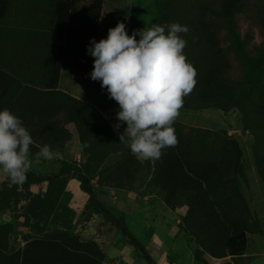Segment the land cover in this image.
I'll return each instance as SVG.
<instances>
[{
  "label": "rangeland",
  "instance_id": "1",
  "mask_svg": "<svg viewBox=\"0 0 264 264\" xmlns=\"http://www.w3.org/2000/svg\"><path fill=\"white\" fill-rule=\"evenodd\" d=\"M56 1L10 0L0 19V70L17 77L22 84L39 89L45 86L46 70L42 62L50 51V37L55 30ZM90 1L75 0L74 7L84 9ZM174 1L181 6L179 12L177 10L179 18L185 15L194 23L193 26L187 24L190 31L182 34L187 40L184 49L187 61L191 62L193 55L205 59L208 44L195 21L202 11L197 7L200 3L215 6L217 0ZM239 1L236 30L246 41V53L254 56L264 47V0ZM155 14V0H103L97 41L106 38L108 29L115 27L118 21L125 23L128 35L135 29L150 28ZM215 36L228 65L224 70L225 77L240 80L242 65L237 50L230 47L224 29H216ZM90 41L86 39L84 45L91 73L94 57L87 51ZM60 78L59 91L92 104L113 128L117 123L119 105L109 98L107 89L102 88L99 81L91 79L86 83L71 70H62ZM51 120L55 127L67 130L63 141L57 139L46 143L60 156L51 161H38L34 158L38 149L33 145L32 169L39 173L57 172L63 160L77 165L87 160L88 173L94 174L89 183L96 199L121 219L155 262L201 264L195 255L198 250V257L205 258L210 264H264V182L261 178L264 165L259 170L255 164V152L258 150L259 154H264V141L258 144L262 145L260 148L255 146V134L238 109L222 111L208 107L193 110L182 107L174 122V129L179 128L180 134L177 145L163 149L160 159L143 162L120 142L119 132L126 124H122L119 130L113 128L117 136L104 134L106 139L101 140L98 149L87 154L81 151L76 127L73 122L65 121L64 111L56 113ZM23 123L27 128L34 127L28 120L23 119ZM114 137L117 138L115 144L112 142ZM229 138L237 140L242 150L240 165L235 167V158L229 153ZM111 146H114L113 150ZM193 166L210 172V187L202 178L194 176V180L200 182L199 190L194 192L184 188L183 181L187 174H192L190 168ZM66 176L69 184L44 223L36 224L32 218L21 214L27 202L25 198L16 202L15 209L0 210V223L9 224L7 250L14 252L46 231L62 229L77 234L81 240L95 241L104 252L106 264H149L115 224L94 211L89 196L79 188L76 172L71 171ZM4 180L9 179L0 169V184ZM115 181L118 182L116 186L113 185ZM204 188H208L207 199H214L215 203L211 208L208 202L201 206L196 204L197 216L190 224L203 227L210 234L214 230L229 234L247 226L246 246L241 255L216 257L211 252L220 251L222 241L221 244H199L186 232L187 223L183 217ZM28 189L34 195L44 193L41 186ZM220 220L230 226L228 232L219 225Z\"/></svg>",
  "mask_w": 264,
  "mask_h": 264
},
{
  "label": "trees",
  "instance_id": "2",
  "mask_svg": "<svg viewBox=\"0 0 264 264\" xmlns=\"http://www.w3.org/2000/svg\"><path fill=\"white\" fill-rule=\"evenodd\" d=\"M9 1L0 0V19L5 15ZM102 1L91 0L81 10L74 7L75 0L56 1L55 30L50 37V51L42 62L47 78L43 89L22 84L17 77L0 70V110L7 107L22 120H28L34 126L28 129L39 145L65 139L67 130L63 127H55V123L51 120L60 111H64L65 121L74 123L80 148L84 153L90 154L99 147L101 140L106 139L103 138L104 134L111 133L117 136L107 118L103 117L92 104L82 102L57 89L59 74L62 70H71L86 83L91 82L84 42L93 37L98 39L97 27ZM155 6L156 14L150 27L153 23L164 25L171 22L194 25L188 16L183 15L179 18L178 12L181 6L179 5V9L174 0H155ZM197 9L202 11L197 14L195 21L208 44V52L205 59L201 55L191 57V63L197 70V83L189 96L184 97L183 107L193 110L208 107H216L222 111L238 109L255 134L257 143L255 146L260 148L262 145L258 144H263L264 141V47L254 56L246 53L244 49L246 41L240 38L236 30V13L240 10L239 0H217L215 6L200 3ZM216 29H224L230 47L237 50L236 54L242 65L240 80L233 81L224 75L228 65L222 48L217 44ZM198 39L200 40V37ZM175 134L179 140V128H175ZM116 141L117 138L112 142L115 144ZM228 142L231 146L229 153L235 158V167L240 165L242 150L234 138H229ZM84 144L88 146L82 147ZM34 148L38 149L35 145ZM110 149L113 150L114 146ZM255 164L259 170L264 165V154H259L258 150L255 152ZM190 169L192 174L186 175L183 181L184 188L194 192L199 190L200 182L194 180V176L202 178L207 187H210L211 177L207 169L201 171L197 166ZM71 171H75L79 177V188L89 196L94 211L115 224L149 264H158L121 219L114 216L96 199L89 183L94 174L88 173L87 160L79 165L63 160L57 172L39 173L32 169L27 173V182L22 185H13L9 180L2 181L0 210L15 209L16 202L25 198L27 202L21 214L26 218H32L36 224L44 223L66 190L69 184L66 174ZM98 173H101V170ZM261 178L264 182V172ZM113 185H118V182H113ZM30 186H43L44 193L34 195L28 189ZM235 196L237 197V194ZM207 197L208 188H204L188 207L183 217L187 223L186 232L199 244L207 242L221 244L222 241L220 251L211 252L216 257L225 254L241 255L246 246L247 226H241L229 234L215 232L216 230L210 234L203 227L190 224V221L192 222L197 216L196 204L201 206L208 202L211 208L215 203L214 199L208 200ZM219 225L228 232L230 226L224 220H220ZM8 227V223H0V264H106L104 252L95 241L81 240L77 234L62 229L46 231L40 237L28 240L23 247L10 253L7 250ZM197 254L198 250L195 251V255L201 264H210Z\"/></svg>",
  "mask_w": 264,
  "mask_h": 264
},
{
  "label": "clouds",
  "instance_id": "3",
  "mask_svg": "<svg viewBox=\"0 0 264 264\" xmlns=\"http://www.w3.org/2000/svg\"><path fill=\"white\" fill-rule=\"evenodd\" d=\"M189 31L178 22L153 23L128 35L125 23L118 21L106 38L93 37L87 47L94 57L91 79L99 81L119 105L113 128L126 124L119 132L120 142L141 162L160 159L163 149L178 143L174 122L184 97L197 83V70L184 53L187 41L182 34ZM33 145L38 148L34 154L38 161L60 156L51 145L36 144L23 120L9 108L0 110V169L11 184L27 182Z\"/></svg>",
  "mask_w": 264,
  "mask_h": 264
},
{
  "label": "crops",
  "instance_id": "4",
  "mask_svg": "<svg viewBox=\"0 0 264 264\" xmlns=\"http://www.w3.org/2000/svg\"><path fill=\"white\" fill-rule=\"evenodd\" d=\"M61 73H62V71L60 72V74H59V80H58V83L60 82V77H61ZM42 188L44 189V187L42 186Z\"/></svg>",
  "mask_w": 264,
  "mask_h": 264
}]
</instances>
